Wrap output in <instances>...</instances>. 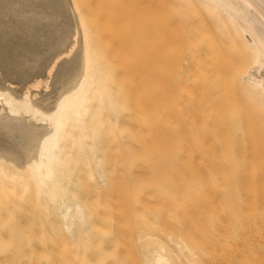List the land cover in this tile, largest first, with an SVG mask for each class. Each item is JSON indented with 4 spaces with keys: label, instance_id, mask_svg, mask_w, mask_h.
<instances>
[{
    "label": "bare ground",
    "instance_id": "obj_1",
    "mask_svg": "<svg viewBox=\"0 0 264 264\" xmlns=\"http://www.w3.org/2000/svg\"><path fill=\"white\" fill-rule=\"evenodd\" d=\"M93 10L82 0H0L1 243L20 253L19 243L55 247L51 230L77 264H109L116 245H99V214L113 204L103 198L140 199L146 210L144 194L156 183L154 193L172 197L163 188L172 179L181 228L185 200L218 174L228 212L264 264V0H165L163 50L149 75L159 93L173 95V133L164 132L158 110L144 107L146 62L137 39L95 20ZM228 35L238 51L232 60ZM191 233L167 240L141 233L135 249L144 264H204L207 246Z\"/></svg>",
    "mask_w": 264,
    "mask_h": 264
},
{
    "label": "rangeland",
    "instance_id": "obj_2",
    "mask_svg": "<svg viewBox=\"0 0 264 264\" xmlns=\"http://www.w3.org/2000/svg\"><path fill=\"white\" fill-rule=\"evenodd\" d=\"M84 2L85 5H87L89 8H93V12H91V15L94 17V19L98 20V21H105L107 23H113L115 25V30L118 29H123L124 31H126L129 35L133 36V39L136 38L138 41V43L141 46V50L142 52H144L145 55V62H146V73H147V81H146V106L144 105V107L146 108V110L148 111V113L150 112V108L153 109V111H159L160 115H161V119L162 121L164 120V124H165V133L166 132H174V128L172 125L174 124V109H173V104L175 101L173 97V95L171 97H169V95H171V93L166 92L164 94L162 91H160V93L157 91V89L155 87L151 86V82H150V75H149V65L151 64L152 66L156 67L159 65V60H160V55L162 54V50H163V38H164V18H163V13H162V7L163 4L165 3V0H82ZM197 10V9H196ZM194 8H190L191 14L195 15V23L198 24L200 27H204L206 26V24L208 25V23H206L204 25V22H206V20L204 22L203 18L201 17V15L199 14V12H197ZM115 11V14H114ZM205 15V13H204ZM202 15V16H204ZM208 16V15H207ZM207 16L205 18H207ZM198 19V20H197ZM208 19V18H207ZM197 20V21H196ZM200 21V22H199ZM199 22V23H197ZM204 25V26H203ZM209 26H211V24H209ZM207 28V26H206ZM205 28V29H206ZM230 30V29H228ZM231 32H229L230 34ZM232 35V34H230ZM228 35V36H230ZM230 39V41H229ZM233 39L228 38V43H224L226 44V46L224 45V49H225V53H229V60H232L233 58H235V56H238V51H236L235 49V45L233 44ZM231 42V43H230ZM233 46V47H232ZM228 48V49H227ZM231 48H233L231 52L229 51ZM228 50V51H227ZM236 52V53H234ZM233 53V54H231ZM235 54V55H234ZM227 55V54H226ZM233 57H232V56ZM244 55H246V53H244ZM228 56V55H227ZM155 90L153 93L149 90ZM171 91V90H170ZM169 94V95H168ZM160 95V98H159ZM152 101H162V104L160 103V105H156L154 103H152ZM168 105H170V112L167 111L168 107H166ZM162 105V106H161ZM160 106V107H159ZM167 109V110H166ZM170 113V114H169ZM173 113V114H172ZM168 120V121H167ZM170 120V121H169ZM173 121V122H172ZM167 122L169 125L171 126H166ZM171 124H170V123ZM163 124V125H164ZM171 128V129H167ZM167 129V130H166ZM172 130V131H170ZM149 131V129L147 128V132ZM172 132V133H173ZM168 133V134H169ZM172 166V165H171ZM170 166V167H171ZM169 168V167H168ZM165 170V172H167L166 168H161V170L159 169V171L161 173H164L163 171ZM158 170V169H157ZM169 170H173V168H169ZM214 170V169H212ZM166 174V173H164ZM218 178H211V180L209 182H207L205 185H202V194L199 196H196L195 198H190V199H186L185 200V206L187 205V211H185L184 214L181 215L184 218V222L182 227L180 228L178 226L179 222L177 221V219H179V211H177L178 208V199L175 198L174 200L178 203L175 204L176 202L173 201L174 196H176L175 191L173 189V187L175 188V186H173V184H175L174 182H172L173 180H165V182L167 184L164 185L163 188L165 187V189L168 191L166 194L169 195L170 192H172V197H171V193L169 196H167L166 198H163L162 195H158L155 192V185H152L153 190L147 192V196L146 194H144L145 198L147 199L149 196V202L148 200L146 202L147 206H146V210H145V206H143L140 203V199H139V203L142 205H140L137 200L132 199L133 203L136 201V203L139 205L137 211H136V205L132 204L131 201H129L130 197H127L125 195V197L122 200H120L119 198L122 196H110L107 198H103L104 201L108 202V203H112L113 205H115V207H113V205L111 207H109V209L107 211H102V214H99V218L101 219L100 222V226L102 225L104 231H103V235L100 239V243L99 245H101V247L104 245V243H108L111 244L113 247L116 245V247L114 248V250H116V257L118 258H114L112 259V261H109L108 263L110 264H144L143 261V256L141 253V249L138 252V249L136 250V246L141 245L139 244L140 241H134L135 239H137L139 237V234L141 233H152L155 234L158 238L160 237V239H165L167 240L169 238V235H173L174 237H178V233L182 232V233H191L193 234V236H196L195 238H198V240L200 241L201 239V243L203 246H207V252L204 255L203 258V263L204 264H258V260H259V248L251 243L245 242L244 240V233L242 232V228H240V223L237 220V214L234 213H230L228 212V199L226 196V189L225 186L223 184L222 179L220 178V175L217 174ZM170 181L173 183H170ZM149 188V190H151ZM156 196L157 199L160 198L162 200V202L164 203H160L157 200L151 201L153 199V197ZM160 196V197H158ZM142 200H143V195L141 196ZM177 197V196H176ZM115 198V199H114ZM117 198V199H116ZM129 199V200H127ZM144 199V201L146 200ZM165 199V201H164ZM167 199V200H166ZM95 202H97V199H93ZM117 200V202H115ZM135 200V201H134ZM141 200V201H142ZM170 200V201H169ZM110 201V202H109ZM116 204H114V202ZM143 201V202H144ZM188 203V204H187ZM118 204V205H117ZM134 206V212H131V205ZM145 204V202H144ZM149 204V206H148ZM160 204V205H159ZM164 204V205H163ZM117 205V207H116ZM146 205V204H145ZM140 206L147 212L143 213L142 210L143 209H139ZM148 207V208H147ZM110 208H113V210H111ZM118 209V210H116ZM122 209V210H121ZM184 209V208H183ZM109 210H111L109 212ZM138 210L140 211L139 213H141L140 215H137L136 213H138ZM149 210V212H148ZM113 211V213H112ZM118 213L116 214L115 213ZM120 211L122 214H120ZM136 211V212H135ZM30 212L29 214L32 215L34 213V211H28ZM107 212V213H106ZM1 213V211H0ZM116 214L113 216H111V214ZM138 213V214H139ZM179 215H178V214ZM25 214H27L25 212ZM25 214L22 215V213L20 215L25 216ZM36 214V213H35ZM33 214V215H35ZM176 214L179 216L177 217ZM28 215V216H30ZM105 215V216H104ZM110 215V216H108ZM120 215V216H119ZM4 216L3 213L1 214L0 218ZM101 216V217H100ZM123 216V217H122ZM33 217V216H32ZM104 217V218H103ZM112 217V219L110 218ZM118 217V218H117ZM177 217V218H176ZM24 217H21L19 219H22ZM29 217L26 216V220ZM106 218V219H105ZM108 218V219H107ZM190 218L192 221H190ZM123 219V220H121ZM132 219V220H131ZM189 219V220H188ZM25 220V219H22ZM22 220H20L21 222H23ZM25 220V221H26ZM112 220V221H111ZM24 221V222H25ZM119 223H116V222ZM200 221V222H199ZM238 221V222H237ZM27 222V221H26ZM199 222V223H198ZM28 223V222H27ZM27 223H24V225H27ZM31 223V221H30ZM30 223H28V227L29 225H31ZM107 223V224H106ZM110 223V225H109ZM117 225H116V224ZM197 223L199 224L197 226ZM112 224V225H111ZM201 224V225H200ZM23 225L24 229H26V227ZM116 227H115V226ZM36 226V225H34ZM111 226V233L109 230V227ZM204 226V227H203ZM205 226H206V231H205ZM23 227H20L21 229H23ZM30 230V228H28ZM31 227V226H30ZM33 227V226H32ZM38 225L37 227H35L37 229V232L39 231L38 229ZM193 227H197L193 228ZM203 227V228H202ZM2 228L0 225V237L3 235L2 232ZM114 229L118 232H115ZM195 229V230H194ZM201 231H200V230ZM109 231V232H108ZM198 231V232H196ZM30 232V231H29ZM51 230H48V234L49 236L51 235L53 238V242L55 244V247H57V249H55L54 245L52 247V244L50 243L48 245H43L44 243L40 242V241H35L34 243H32L30 246L27 245V243L24 244H17L19 247L22 248V253H20V250L16 245L15 246L16 250L11 247V244L9 243V245H6L7 243H1L0 240V264H71V263H75V260L73 256L70 255L69 257V248L67 246V244L64 242H62V237L63 236L61 233L58 234H53ZM115 232V233H114ZM196 232V233H195ZM205 232V233H203ZM114 233V234H113ZM118 233V234H116ZM111 234V237L109 236ZM198 234V235H196ZM200 234V236H199ZM113 235V236H112ZM117 235V237H116ZM198 236V237H197ZM204 236V237H203ZM116 237V238H115ZM200 237V238H199ZM202 237V238H201ZM110 240H107L109 239ZM115 238V240L113 239ZM51 239H49L50 241ZM205 242H204V241ZM111 241V242H110ZM132 241V242H131ZM27 242V241H26ZM51 242V241H50ZM56 242V243H55ZM110 242V243H109ZM137 242V245H136ZM139 242V243H138ZM29 243V242H28ZM205 243V245H204ZM66 244V245H65ZM98 245V246H99ZM47 246V247H46ZM205 246V248H206ZM50 247H52L50 250ZM59 247V248H58ZM63 247V248H62ZM105 247V246H104ZM140 247V246H139ZM47 248V249H46ZM101 249V248H100ZM58 250V253H56V251ZM62 253H60L59 252ZM48 251V252H47ZM52 252V253H51ZM58 255L56 257V255ZM69 252V253H66ZM140 256H139V254ZM38 254V255H36ZM51 254L55 256V258H60L57 260H51L53 258V256L51 257ZM36 256L34 259H37V257L39 256V260L37 259L36 261H32L30 258H32L31 256ZM50 257V259L45 257ZM65 255H68V257L70 259H72V262H70V260H68L69 258ZM44 259V263L43 260L40 259L42 258ZM63 257L65 258L63 260ZM142 257V258H140ZM53 258V259H55ZM123 258V260L121 261V259ZM31 261H30V260ZM142 259V261L140 260ZM51 260V261H49ZM63 260V261H62ZM54 261V262H53ZM62 261V262H61ZM37 262V263H36Z\"/></svg>",
    "mask_w": 264,
    "mask_h": 264
}]
</instances>
